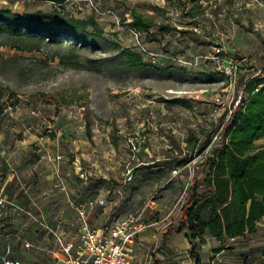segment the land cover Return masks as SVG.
Wrapping results in <instances>:
<instances>
[{
	"label": "rangeland",
	"instance_id": "1",
	"mask_svg": "<svg viewBox=\"0 0 264 264\" xmlns=\"http://www.w3.org/2000/svg\"><path fill=\"white\" fill-rule=\"evenodd\" d=\"M0 7L98 23L75 31L81 43L61 34L0 47V255L10 244L13 258L54 264L44 223L75 222L69 198H100L95 223L111 208L114 216L142 211L155 233L142 245L144 259L169 264L164 249L188 239L180 220L199 166L224 143L247 82L264 85V0H0ZM131 10L187 33L151 40L128 24ZM48 27L68 29L62 21ZM122 48L146 65L125 64ZM218 58L235 64L236 75L221 74ZM220 245H189L177 256L209 264ZM225 250L223 264L264 260V227Z\"/></svg>",
	"mask_w": 264,
	"mask_h": 264
},
{
	"label": "trees",
	"instance_id": "2",
	"mask_svg": "<svg viewBox=\"0 0 264 264\" xmlns=\"http://www.w3.org/2000/svg\"><path fill=\"white\" fill-rule=\"evenodd\" d=\"M61 1L59 0V2ZM167 1L174 3L182 0ZM131 13L133 18L128 24L138 32L149 35L151 40L157 39L158 36L164 38L171 33H187V30L177 26L156 24L151 18L136 10H131ZM61 21L68 27L64 32H57L48 27L49 24H58ZM88 25L94 29L98 28L97 20L94 17L64 19L37 13L20 14L11 9L0 7V47L10 45L13 48L24 49L20 44L23 39L33 41L37 45L43 38L59 39L61 34H72L75 41L81 43L82 40L75 31L86 29ZM153 27H156V30L152 31ZM43 33L46 36H43ZM9 35L16 36L17 42H8ZM121 53L126 57L125 64L132 67L146 65L138 52L122 48ZM243 96V102L236 110L232 111L230 118L223 126L224 143L219 147L212 148L211 155L199 166L196 176L189 185V200L182 210L180 223L185 225L189 231L188 240L192 248L198 243L204 242L202 233L206 227L211 230L220 229V231H225L228 238H234L243 235L246 229L252 231L254 226L256 229V222L264 216V144L249 147L242 145L251 136L254 127L255 137L264 134V85L247 82ZM243 105L245 106L243 107ZM246 125L251 127L248 132L242 131ZM254 148V152L246 154L248 149ZM215 163L217 170L221 167L228 169L232 195L230 201L222 206L220 212H215L211 221L205 222L201 216L193 213L192 209L197 202L198 179L203 175L207 165ZM221 192L226 193V196H221V202L224 203L228 199V180L221 187ZM249 199H251V203L248 211L247 201ZM214 236L221 237L222 233L214 234ZM243 262L244 264H264L263 256L255 260L244 256Z\"/></svg>",
	"mask_w": 264,
	"mask_h": 264
},
{
	"label": "built area",
	"instance_id": "3",
	"mask_svg": "<svg viewBox=\"0 0 264 264\" xmlns=\"http://www.w3.org/2000/svg\"><path fill=\"white\" fill-rule=\"evenodd\" d=\"M216 69L228 77L235 76L237 72L235 64H225L220 58ZM243 97L241 93L236 105L243 102ZM131 178L132 174L129 176ZM4 201L0 197L1 206L5 204ZM68 203L75 212V222L56 218L52 223H44L45 239L54 243V248H51L54 264H138L133 249L140 233L147 227L142 211L114 216L116 209L111 208L102 222L95 223L91 219L93 211L97 207L104 209V202L100 198L84 201L69 198ZM10 251L11 246L8 244L5 254L0 255V264H28L9 256Z\"/></svg>",
	"mask_w": 264,
	"mask_h": 264
},
{
	"label": "crops",
	"instance_id": "4",
	"mask_svg": "<svg viewBox=\"0 0 264 264\" xmlns=\"http://www.w3.org/2000/svg\"><path fill=\"white\" fill-rule=\"evenodd\" d=\"M244 106L245 105H243V107ZM250 128L251 127H249V125H246L242 129V131L248 132ZM261 144H264V134L262 136L255 137V127H254V129H252L251 136L248 137L242 145L244 147H249V146H259ZM254 151L255 148L248 149L246 151V154ZM216 168H217L216 163L213 165L211 164L207 165L203 175L200 176L198 179V186L196 188L197 202L194 205L192 212L197 213L199 216H201L205 222H210L211 219L213 218L214 213L215 212L219 213L222 206L226 205L230 201L232 195L231 179L228 169L221 167L220 169L217 170ZM227 180H228V199L223 203L221 202V196H226V193L221 192V187ZM200 189H202L203 191L202 193H200ZM250 203H251V199L247 201L248 211L250 208ZM101 211L102 209H99V212ZM106 214H107L106 212L103 213L105 217ZM152 225L153 223L151 224L147 223V227L140 233L139 241L136 243L133 249V254L138 264H148V262L144 259V256L142 255L141 248L143 244L148 242L149 237L155 234L152 233L151 229H149ZM263 227H264V216L256 222V229L255 226L252 231L246 229L243 235H239L234 238H228L226 236L225 231H220V229L211 230L209 227H206V229L202 233L204 236V242L200 243V246L201 247L210 246L214 242L219 244L221 243L222 245L219 246L220 250L214 256H212V259L209 262V264H223L224 262L222 261V253L225 252L226 251L225 249L228 248L229 242H232L234 239L239 237L244 238L249 234L258 233L261 229H263ZM220 232L222 233L221 237L214 236V234H218ZM184 240L185 241L182 244H176L174 242V244L169 245L170 251L164 249V251L167 253L166 255H169L170 257L169 264H183V263L193 262L191 258L181 260L182 257L177 256L178 255L177 253H180L182 249H186L189 245H191L186 237L184 238ZM162 257L163 259H165L164 254H162ZM198 264H203V262L200 261ZM242 264H244L243 260H242Z\"/></svg>",
	"mask_w": 264,
	"mask_h": 264
}]
</instances>
